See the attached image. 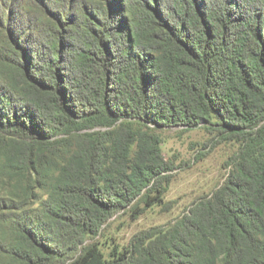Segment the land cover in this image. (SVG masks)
<instances>
[{
    "label": "trees",
    "instance_id": "obj_1",
    "mask_svg": "<svg viewBox=\"0 0 264 264\" xmlns=\"http://www.w3.org/2000/svg\"><path fill=\"white\" fill-rule=\"evenodd\" d=\"M15 2L0 15V264H264V0H19L11 22ZM171 127L234 143L226 181L106 254L114 213L161 200Z\"/></svg>",
    "mask_w": 264,
    "mask_h": 264
},
{
    "label": "rangeland",
    "instance_id": "obj_2",
    "mask_svg": "<svg viewBox=\"0 0 264 264\" xmlns=\"http://www.w3.org/2000/svg\"><path fill=\"white\" fill-rule=\"evenodd\" d=\"M18 1L16 0L14 6L10 5L6 9V12L9 11L11 22L15 20L19 22L16 13ZM4 2L7 0H0V15ZM16 27L18 35L22 34L23 30L31 31L27 25L17 23ZM5 32L6 27L2 33L0 32V47L3 45ZM29 44H37V42L23 44L27 53L36 62L38 55L34 54L32 49L41 47ZM7 50L8 47L5 45L0 53L5 55ZM161 137L163 154L173 164V170L167 173L171 175V180L161 200L153 206H147L140 215L134 216L123 209L107 220L95 238L106 254L113 244L126 245L140 231L152 226L173 223L195 200L211 194L227 179L231 168L228 160L236 146L232 142H219L221 136L216 131L204 127L194 129L171 127L161 130ZM144 206L143 203L140 207Z\"/></svg>",
    "mask_w": 264,
    "mask_h": 264
}]
</instances>
